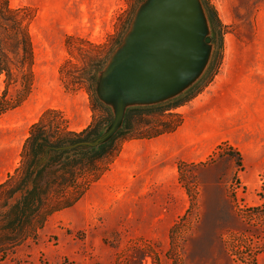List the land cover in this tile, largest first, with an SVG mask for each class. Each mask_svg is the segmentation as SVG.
Instances as JSON below:
<instances>
[{
	"label": "rangeland",
	"instance_id": "rangeland-1",
	"mask_svg": "<svg viewBox=\"0 0 264 264\" xmlns=\"http://www.w3.org/2000/svg\"><path fill=\"white\" fill-rule=\"evenodd\" d=\"M148 2L7 0L30 36L33 76L21 100V50L13 52L14 40L4 39L7 58L1 60L12 76L0 74V97L20 102L0 114V182L17 165L29 126L46 109L58 110L65 126L75 131L93 117L102 127L113 119L115 100L103 96V81ZM197 4L210 40L201 67L172 94L199 90L195 98L219 74H229L240 84L244 116H264V0ZM3 6L0 0L2 36L14 32L13 24L3 19ZM193 98L174 110L182 116L177 128L185 127ZM257 98L263 112L254 104ZM147 118L174 119L158 113ZM242 133L239 145L228 141L241 154L240 167L235 154L216 150L222 140L194 162H203L196 167L179 171L178 160L175 184L163 177L138 178V185L152 189L123 194L101 176L73 206L48 218L36 242L18 246L0 264H264V216L248 217L250 208L264 205V124L250 122ZM137 139L151 138L124 140L119 152Z\"/></svg>",
	"mask_w": 264,
	"mask_h": 264
},
{
	"label": "trees",
	"instance_id": "trees-1",
	"mask_svg": "<svg viewBox=\"0 0 264 264\" xmlns=\"http://www.w3.org/2000/svg\"><path fill=\"white\" fill-rule=\"evenodd\" d=\"M2 1L3 19L13 24L14 32L3 36L0 33V74L5 73L7 78L12 76L9 64L1 60L7 58L1 43L4 39L14 40L15 49L12 51L18 53L21 50L19 67L23 69L24 86L20 98L23 100L30 91L33 76L31 39L21 20L14 17L15 11L8 7L7 0ZM184 91L158 101L126 104L117 127L98 142L96 139L109 128L112 119L102 127L101 122L93 117L86 127L75 131L65 126L66 121L58 110L43 111L29 126L17 165L0 182V260L14 253L18 246L36 242L48 218L73 206L109 169L124 140L153 138L175 131L182 123V116L174 110L199 90L182 96ZM19 102L20 99L12 103L1 96L0 114L16 107ZM151 113H158L161 117L166 114L174 119L147 118ZM222 147L227 153L236 155L240 167V152L226 140L218 144L216 150ZM202 163L180 161L178 170L186 165L196 167ZM249 211L251 219L261 218L264 205L252 207Z\"/></svg>",
	"mask_w": 264,
	"mask_h": 264
},
{
	"label": "water",
	"instance_id": "water-1",
	"mask_svg": "<svg viewBox=\"0 0 264 264\" xmlns=\"http://www.w3.org/2000/svg\"><path fill=\"white\" fill-rule=\"evenodd\" d=\"M197 0H149L139 11L125 44L114 55L102 94L115 100L109 136L129 103L171 95L201 67L206 43Z\"/></svg>",
	"mask_w": 264,
	"mask_h": 264
},
{
	"label": "crops",
	"instance_id": "crops-1",
	"mask_svg": "<svg viewBox=\"0 0 264 264\" xmlns=\"http://www.w3.org/2000/svg\"><path fill=\"white\" fill-rule=\"evenodd\" d=\"M239 85L229 74H219L216 81L191 100L184 128L181 125L172 133L132 140L122 147L101 179L116 193L137 194L152 189L138 185V178L163 177L175 184L178 160L202 161L222 140L239 145L237 140L242 131L250 129V122L264 124L263 115L253 117L248 112L244 116ZM252 90L256 93L257 86ZM261 102L257 98L254 104L256 108L262 107L263 112Z\"/></svg>",
	"mask_w": 264,
	"mask_h": 264
}]
</instances>
